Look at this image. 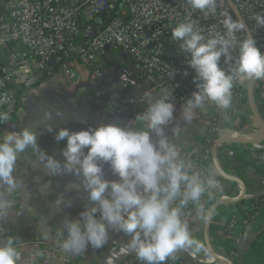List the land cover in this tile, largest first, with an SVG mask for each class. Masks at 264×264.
Here are the masks:
<instances>
[{"label":"clouds","instance_id":"1","mask_svg":"<svg viewBox=\"0 0 264 264\" xmlns=\"http://www.w3.org/2000/svg\"><path fill=\"white\" fill-rule=\"evenodd\" d=\"M188 3L205 15L214 13L217 6L216 0H188ZM254 19L256 27H264V14L257 13ZM223 26L226 34L217 33L211 38H206L191 20L171 30V40L179 42V50L188 54L187 64L196 74L193 82L197 90L182 108L181 119L187 123L192 121L194 110L205 109L209 101L222 110L228 109L232 103L231 90L238 79L264 80V53L257 47L255 30L228 15ZM237 32L245 33L244 38L237 39ZM221 57L229 65L227 70L220 66ZM173 75L171 72L170 76ZM144 96L146 109L137 117L142 125L139 128L104 121L79 131L60 128L55 139L66 140L63 160L38 146V133L31 127L0 134V222L9 217L16 197L21 194L26 203L16 208V214L28 209L31 194L17 175L20 168L17 162L22 154L30 153L32 161L43 164L46 175L72 173L88 192L89 203L84 204L78 218L65 216L56 230L64 252L80 255L89 246L101 249L108 244L111 231L128 237L119 251L135 253L140 264H167L169 260L175 261L179 252L202 256L203 264H218L212 246L192 235L185 209L193 205L199 219L208 223L213 210L205 208L201 200L206 194L211 198L222 191L220 180L212 171L207 174L193 171V164L181 158L176 145L165 136L164 127L174 119L172 90L165 88L159 94ZM44 116L51 120L52 114L46 111ZM10 119L8 111L0 110V124ZM45 128L53 132L51 124ZM179 129L174 127L173 134L178 135ZM153 133L158 140H152ZM104 163L111 166L119 179L104 178ZM53 205L60 211L62 206L70 207L71 201L60 196ZM44 224L48 225L47 219ZM42 236L45 240L51 238V229L46 228ZM22 254L14 236L0 240V264H20Z\"/></svg>","mask_w":264,"mask_h":264},{"label":"crops","instance_id":"2","mask_svg":"<svg viewBox=\"0 0 264 264\" xmlns=\"http://www.w3.org/2000/svg\"><path fill=\"white\" fill-rule=\"evenodd\" d=\"M65 2L72 5L74 0ZM3 8L4 0H0V14H3ZM102 24L103 17H100L92 22H82L81 26L85 31L96 33ZM18 48L22 49L21 46ZM67 64L79 75L78 82H71L64 72L57 70L35 86L40 75H36L33 63L25 66L23 77L10 86L13 104L6 111L11 114V119L1 124L0 134L31 127L38 133V146L54 158L63 160L66 140L58 142L55 139L60 128L79 131L95 127L101 121L119 122L121 126L133 128L142 126L133 115L145 111L146 104L139 102V98L147 90L137 78L127 55L106 48L97 60L98 76L75 57ZM243 79L241 97L232 100L225 110L221 134L212 143L209 157L201 165L195 163L194 153L202 145L211 117L217 114L216 104L211 103L202 111L194 110L190 123L181 119L183 107L174 104V119L164 127L165 136L176 145L181 158L185 154L183 159L190 161L193 167L204 166L201 174L214 172L222 185V191L211 198L207 194L202 197L205 208L213 210L208 223L199 219L193 205L185 209L192 235L212 246L218 255V264H261L264 259V129L255 119L257 116L264 127V86L255 81L253 92L249 94V79ZM46 111L51 112V120L45 119ZM46 124L53 126L52 133L47 132ZM174 127L180 128L178 135L173 134ZM151 138L158 140L154 133ZM27 161L30 163L26 164ZM17 163L20 167L17 175L23 179L31 199L28 209L17 215L16 208L26 202L23 194L16 197L9 217L0 222V240L8 235L16 238L18 248L23 252L20 264H140L135 253L121 254L119 251L128 237L111 231L108 244L101 249L89 246L80 255L64 252L56 230L65 216L78 218L84 204L89 203L88 192L80 184V178L72 173L46 175L43 164L32 161L30 153L22 154ZM102 168L105 179H119L109 164L104 163ZM60 196L70 200L71 206H62L58 211L53 202ZM232 215L236 216L235 226L225 232V225ZM45 219L48 225L44 224ZM46 228L51 229V238L47 240L42 236ZM181 261L183 264H203L202 256L188 252L177 253L176 260H169L167 264Z\"/></svg>","mask_w":264,"mask_h":264},{"label":"built area","instance_id":"3","mask_svg":"<svg viewBox=\"0 0 264 264\" xmlns=\"http://www.w3.org/2000/svg\"><path fill=\"white\" fill-rule=\"evenodd\" d=\"M216 4L215 12L205 15L192 9L188 0H74L72 5H64L60 0H4L0 14V110L13 104L10 86L23 77L27 64L33 63L36 75H41L54 61L71 82H78L80 77L69 68L68 61L75 57L98 76L97 60L106 48L130 58L147 93L159 94L169 88L171 102L183 107L197 89L193 82L196 74L187 64L188 54L179 50V42L171 40V30L179 23L195 21L202 34L211 38L217 33L226 34L223 20L226 15L239 20L236 13L249 30H255L257 47L264 53V27H256L254 19L257 13L264 14V0H216ZM100 17L103 24L98 32L83 30L82 22ZM235 35L243 39L245 33ZM220 66L229 68L223 57ZM185 71L187 76L183 75ZM255 81L264 86V80ZM243 83V78L234 82L232 100L241 97ZM144 99V95L140 96L139 102ZM211 103L214 102H207L205 108ZM216 107L217 114L211 117L202 145L194 153L198 165L208 159L212 143L221 134L225 110ZM203 169L204 166H198L192 170ZM235 222L236 216L232 215L225 232H230Z\"/></svg>","mask_w":264,"mask_h":264},{"label":"trees","instance_id":"4","mask_svg":"<svg viewBox=\"0 0 264 264\" xmlns=\"http://www.w3.org/2000/svg\"><path fill=\"white\" fill-rule=\"evenodd\" d=\"M86 26V24L84 25ZM57 66L55 65V62L53 61L51 63V65L49 66V70L42 73L40 76H39V80L38 82L35 83V86L39 85L42 81H44L45 79H47L49 76H51L53 73H55L57 71ZM1 125V124H0Z\"/></svg>","mask_w":264,"mask_h":264},{"label":"water","instance_id":"5","mask_svg":"<svg viewBox=\"0 0 264 264\" xmlns=\"http://www.w3.org/2000/svg\"><path fill=\"white\" fill-rule=\"evenodd\" d=\"M60 2L62 3V4H64V5H68L66 2H65V0H60ZM234 12V11H233ZM235 13V12H234ZM235 15H236V17L240 20V18H239V16L235 13ZM254 84H255V80H251V79H249V88H248V91H249V94H251L252 92H253V87H254ZM10 107V106H9ZM255 119H256V121H257V123L259 124V126L262 128V130L264 129V127H263V125H262V123H261V121L259 120V118L256 116L255 117ZM219 143V141L216 143V144H218Z\"/></svg>","mask_w":264,"mask_h":264}]
</instances>
